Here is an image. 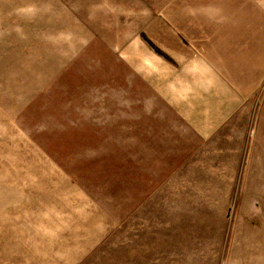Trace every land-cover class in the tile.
<instances>
[{"label": "rangeland", "instance_id": "1", "mask_svg": "<svg viewBox=\"0 0 264 264\" xmlns=\"http://www.w3.org/2000/svg\"><path fill=\"white\" fill-rule=\"evenodd\" d=\"M0 264H264V0H0Z\"/></svg>", "mask_w": 264, "mask_h": 264}]
</instances>
